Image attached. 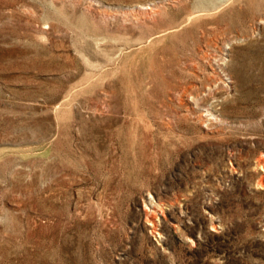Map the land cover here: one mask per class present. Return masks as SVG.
Returning a JSON list of instances; mask_svg holds the SVG:
<instances>
[{"label": "rangeland", "instance_id": "1", "mask_svg": "<svg viewBox=\"0 0 264 264\" xmlns=\"http://www.w3.org/2000/svg\"><path fill=\"white\" fill-rule=\"evenodd\" d=\"M0 264H264V0H0Z\"/></svg>", "mask_w": 264, "mask_h": 264}, {"label": "bare ground", "instance_id": "2", "mask_svg": "<svg viewBox=\"0 0 264 264\" xmlns=\"http://www.w3.org/2000/svg\"><path fill=\"white\" fill-rule=\"evenodd\" d=\"M150 7V6H149ZM145 8H147L146 6H145ZM151 8V7H150ZM260 163V162H259Z\"/></svg>", "mask_w": 264, "mask_h": 264}]
</instances>
